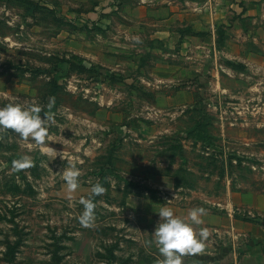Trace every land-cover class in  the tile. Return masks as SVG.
<instances>
[{"label":"rangeland","instance_id":"1","mask_svg":"<svg viewBox=\"0 0 264 264\" xmlns=\"http://www.w3.org/2000/svg\"><path fill=\"white\" fill-rule=\"evenodd\" d=\"M9 102L52 120L43 144L0 133V264H154L162 204L209 210L206 251L223 214L264 225V0H0Z\"/></svg>","mask_w":264,"mask_h":264},{"label":"clouds","instance_id":"2","mask_svg":"<svg viewBox=\"0 0 264 264\" xmlns=\"http://www.w3.org/2000/svg\"><path fill=\"white\" fill-rule=\"evenodd\" d=\"M54 100V97L51 98L49 107L54 103ZM41 111L42 106L38 103L9 102L0 106V133L14 130L21 138L31 137L35 143L43 144L48 138L49 121L52 120V114L45 112L44 115H41ZM32 163L33 157L28 153H24L13 161V168H24ZM81 172V168L68 161V165L60 173L70 192L79 187ZM105 191V186L98 181L92 185L91 192L93 195L81 197L84 208L80 219L83 223L89 224L94 220L97 207L95 196ZM208 211L202 205L193 207L188 213L189 220L188 217L177 214L170 205L162 204L158 212L160 221L153 233L162 258L156 259L154 264H182L183 254L196 253L202 250L205 247L210 230L207 227H201L197 231L195 225L203 223V217ZM148 243H152V241Z\"/></svg>","mask_w":264,"mask_h":264},{"label":"crops","instance_id":"3","mask_svg":"<svg viewBox=\"0 0 264 264\" xmlns=\"http://www.w3.org/2000/svg\"><path fill=\"white\" fill-rule=\"evenodd\" d=\"M184 214L188 217V211ZM203 220L202 224H205L206 220ZM220 220L225 226L232 227L228 237L212 240L213 246L208 251L202 249L190 254L205 264H216L217 261L220 264H264V225L229 213L223 214Z\"/></svg>","mask_w":264,"mask_h":264}]
</instances>
